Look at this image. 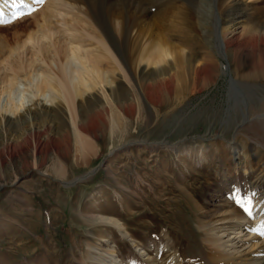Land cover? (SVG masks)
<instances>
[{
	"label": "rangeland",
	"instance_id": "1",
	"mask_svg": "<svg viewBox=\"0 0 264 264\" xmlns=\"http://www.w3.org/2000/svg\"><path fill=\"white\" fill-rule=\"evenodd\" d=\"M24 1L0 0V18L11 21L0 23V48L16 47L37 28V11L44 3L26 0L35 9L27 14ZM59 1L73 4L71 0ZM97 1L101 6L109 0ZM217 1L209 0L206 7L213 10L209 30L199 31L196 24L195 33L202 34L196 36L198 43L192 48L180 45L198 59L215 56L210 63L213 76L205 85L200 81L197 90L186 91L192 84L181 78L171 94L147 97L136 68L131 66L129 70L120 62L122 78L114 84L124 93L122 107L113 96L92 101L94 111L84 109L86 117L91 115L90 132L81 133L91 144L86 154L77 151L74 141L64 152L65 138L61 137L58 149L47 146L38 157L44 174L32 170L36 159L30 152L0 164V264H94L93 256L109 252L106 239L118 245L124 264H182L187 259L198 262L206 252L199 218L217 209L225 196L229 200L242 195L248 201L253 198L248 203L251 206L256 198L251 189L264 191V134L257 128V133L247 129L252 123L249 114L253 116L254 106L264 99V78L253 81L245 77L258 59L263 64L264 59L247 50L225 54L217 45V33L211 32L218 23V10L236 1L237 8L245 13L240 20H264V0ZM182 4L195 21L191 0H161L152 3L153 7L149 4V11L161 9L162 14L173 8L168 14H174ZM21 12L25 15L12 19L13 14ZM26 48L21 60L31 56L32 43H26ZM8 50L0 54V76L9 66L5 59L16 56ZM4 99L2 95L0 105ZM103 104L107 110H102ZM95 111L100 112H96L99 117ZM118 115L120 122L113 129ZM58 124L60 127L61 122ZM0 125L2 144L13 124ZM234 139L237 144L230 142ZM123 143L127 145L108 155ZM171 143H177V147ZM62 150L63 161L58 154ZM57 157L64 166V176L54 171ZM99 164L100 169L94 172ZM101 216L119 219L150 255H142L110 223L102 222Z\"/></svg>",
	"mask_w": 264,
	"mask_h": 264
},
{
	"label": "bare ground",
	"instance_id": "2",
	"mask_svg": "<svg viewBox=\"0 0 264 264\" xmlns=\"http://www.w3.org/2000/svg\"><path fill=\"white\" fill-rule=\"evenodd\" d=\"M71 1L73 4L59 0L44 1L43 7L37 11L40 15V21L36 20L37 28L30 29L27 39L16 47L11 46L10 49L0 48L1 55L8 49L10 53H16V56L9 55L5 59L9 66L4 68L3 76H0V98L5 95V103L0 105L2 114L0 124H13L9 128L6 142L0 144L1 165L7 159L30 152L36 159V166L32 170L36 169L44 174L45 171L38 166V157L47 146L58 149L60 145L58 146L57 143L60 142L61 137L65 138L64 152L68 151L70 143L74 141L77 151L81 155L86 154L91 144L81 133L90 132L91 115L86 117L88 115L84 109L88 112L94 111V103L91 106L92 101L100 102L102 97L108 100L114 96L119 107L122 105L124 93L122 94L118 84H114L117 78H122L121 63H124L129 70L131 66L136 68L143 92L147 97L155 93L171 94L176 82L181 78L188 79L187 81L192 85L187 87L186 91L193 92L198 89L199 84L205 85L213 76L210 63L215 60L214 55L211 58L207 56L198 59L194 52L188 53L182 48L183 46H180L184 44L191 47L198 43L196 36L200 32L195 33L197 25L199 31L207 30L210 26L213 10L206 9L209 0H191L196 14L195 21L191 19L190 11L184 9V4L179 5L174 14H168L173 8L168 9L166 13L163 11L164 14L163 12L161 14L160 8H158L160 11L151 13L149 11L151 4L154 5L161 0H109L101 6L98 5L97 0ZM217 2L220 4L221 0ZM24 3L30 6L26 0ZM235 3H228L221 11L218 10V23L211 29L213 34L217 33L218 47L225 54L230 51L235 53L247 50L254 57L259 56L264 59V20L253 19L249 22L240 20L245 13L239 10ZM81 4L86 5L89 12L84 10ZM222 15L224 18L221 17ZM174 39L179 41V44L175 43ZM30 42L33 48L31 56L21 60L22 55L26 56L27 53L26 43ZM108 44L120 60L115 58ZM12 57H15L14 60ZM178 67L183 68L181 69L183 72H180ZM21 71L23 77L19 74ZM245 77L253 81L263 79V62L258 59L254 70ZM233 80L237 79L233 78ZM101 107L102 110H107L106 104ZM250 108L251 106L248 107L249 112ZM254 109L256 111L254 115L249 114L248 118L252 123L247 129L254 133L259 129L264 134V112H262L264 99H261ZM101 120L103 125H106L104 117ZM117 120L116 123H112L113 129L120 122L119 115ZM59 129L61 131H58ZM230 142L238 143L236 139ZM126 145V143L120 144L108 155ZM171 145L177 147V143ZM234 148L237 146L235 145ZM63 150L58 152L62 161ZM100 166L101 164L95 167L94 172L98 171ZM54 171L59 176L66 174L58 157ZM226 189V192L230 191L229 187ZM251 191H255L256 195L251 206H248L245 195L240 194L239 204L236 203L235 196H232L233 200L225 196L223 203L219 204L217 209L202 214L198 226L202 231L206 252H202L199 261L200 257L196 259L198 262L187 259L184 264H264V235L260 234L264 232V191L259 192L256 187ZM241 205L250 207L251 216ZM101 219L102 222L107 221L117 229L120 236L128 239L143 253L142 255H150V252L141 246V242H138L119 219L108 216H101ZM104 241L108 242L109 252L104 256L101 252L99 256H93L94 264H124V258L118 253V245L110 244L109 239ZM153 258L155 259V256Z\"/></svg>",
	"mask_w": 264,
	"mask_h": 264
},
{
	"label": "snow or ice",
	"instance_id": "3",
	"mask_svg": "<svg viewBox=\"0 0 264 264\" xmlns=\"http://www.w3.org/2000/svg\"><path fill=\"white\" fill-rule=\"evenodd\" d=\"M20 3L23 4V0H20ZM34 3H36V4H43L44 3V0H34ZM26 7L28 8L27 14H31V12L35 11V9L34 8H31L30 6H26ZM23 15H25V13H23V12H21V13H15V14H13L12 19L20 18ZM0 17H2V13H0ZM9 22H11V21L10 20H5L3 18H0V23H9ZM236 203H238V204L240 203V200L238 198L236 199ZM248 203L250 204L251 201L249 200ZM241 206L243 207V210L249 216H251L252 213H251L250 207L243 206V205H241ZM253 231H258V230L257 229H253ZM260 234L261 235H264V232H260Z\"/></svg>",
	"mask_w": 264,
	"mask_h": 264
},
{
	"label": "water",
	"instance_id": "4",
	"mask_svg": "<svg viewBox=\"0 0 264 264\" xmlns=\"http://www.w3.org/2000/svg\"><path fill=\"white\" fill-rule=\"evenodd\" d=\"M80 180H82V179H78L77 181H80Z\"/></svg>",
	"mask_w": 264,
	"mask_h": 264
}]
</instances>
